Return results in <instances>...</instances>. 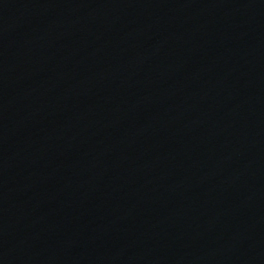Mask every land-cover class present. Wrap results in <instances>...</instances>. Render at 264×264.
<instances>
[{
	"label": "water",
	"instance_id": "obj_1",
	"mask_svg": "<svg viewBox=\"0 0 264 264\" xmlns=\"http://www.w3.org/2000/svg\"><path fill=\"white\" fill-rule=\"evenodd\" d=\"M0 264H264V0H0Z\"/></svg>",
	"mask_w": 264,
	"mask_h": 264
}]
</instances>
